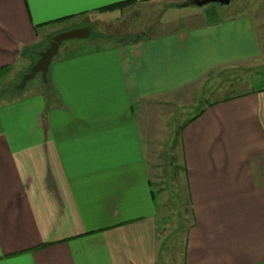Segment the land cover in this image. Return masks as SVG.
<instances>
[{
  "label": "crops",
  "instance_id": "obj_1",
  "mask_svg": "<svg viewBox=\"0 0 264 264\" xmlns=\"http://www.w3.org/2000/svg\"><path fill=\"white\" fill-rule=\"evenodd\" d=\"M124 1L0 0V72L28 73L49 39L89 18L98 28L60 47L47 82L0 105V264L170 263L155 190L165 110L210 73L257 63L261 23L219 10L187 28L103 32L120 9H101ZM133 1L173 3L163 15L195 0ZM231 98L178 134L192 223L174 264H264V89Z\"/></svg>",
  "mask_w": 264,
  "mask_h": 264
},
{
  "label": "rangeland",
  "instance_id": "obj_2",
  "mask_svg": "<svg viewBox=\"0 0 264 264\" xmlns=\"http://www.w3.org/2000/svg\"><path fill=\"white\" fill-rule=\"evenodd\" d=\"M191 2L187 1V3H184V6L187 7L181 10L173 9L166 11L163 15L161 13L168 6L172 7L173 3L155 1L141 7L129 5L120 9L119 16L112 18L116 20H113L116 28L101 30L105 33L111 32L112 34V32H115L117 35L124 36L131 33L140 35L139 33L145 31L152 33L169 31L175 29L176 26L179 29L187 28L200 23V21H208L212 18L205 16L206 13L221 10L223 14L219 18L235 16L243 12L254 15L261 23L260 33L264 44V0H231L228 6L210 4L204 7H197ZM198 14L204 15V18L198 17ZM173 18L178 19V21L169 22ZM87 22L91 26L89 28L91 36L96 35L98 28L94 18L87 19ZM160 23L162 24L160 25ZM110 26L113 27L114 24L112 23ZM51 39L47 43L48 47ZM72 42L73 40L64 42L61 46L65 47ZM44 48L45 46L41 47L42 51H38V55L43 52ZM24 68L20 66L14 71L0 72V105L12 101L21 96L24 91L29 92L34 87L44 83L42 75L39 74L23 90L18 91L17 86L23 76L27 74H24ZM261 88H264V53L257 63L228 67L210 73L201 83L195 84L184 93L178 95L177 102L171 103L168 110H165L168 114H165L166 116L164 117L165 121L168 120L166 123L168 124V131L165 136L167 143L165 149L162 148L163 153L159 157L158 170H155L158 178L162 179V184L156 186L155 190L161 189L165 193L164 202L166 203V209L163 211L165 215L163 220L169 222V226L165 230L166 233L170 232L171 234L169 248L165 253V261L170 256L169 264H174V259L176 263L181 262L183 259L186 232L192 223L178 137L182 126L211 102L221 101ZM160 121L162 124V116H160ZM156 160H158V157ZM261 163L263 164L264 162Z\"/></svg>",
  "mask_w": 264,
  "mask_h": 264
},
{
  "label": "water",
  "instance_id": "obj_3",
  "mask_svg": "<svg viewBox=\"0 0 264 264\" xmlns=\"http://www.w3.org/2000/svg\"><path fill=\"white\" fill-rule=\"evenodd\" d=\"M230 3L231 0H195L191 2V4L197 7H204L210 4L228 6ZM90 34L91 32L89 28H79L65 31L54 36L50 40L49 47L40 53V59L37 63L31 68L29 73L23 76L17 89L23 90L27 84L33 81L39 74L42 75L44 82H47L49 68L54 57L58 54L61 45L67 41L88 39Z\"/></svg>",
  "mask_w": 264,
  "mask_h": 264
},
{
  "label": "trees",
  "instance_id": "obj_4",
  "mask_svg": "<svg viewBox=\"0 0 264 264\" xmlns=\"http://www.w3.org/2000/svg\"><path fill=\"white\" fill-rule=\"evenodd\" d=\"M136 1H133V0H131V1H124V2H121V3H118V4H115V5H111V6H109V7H105L104 9H101V11H111V10H117V9H122V8H124V7H126V6H129V5H131V4H134ZM262 89H264V88H261V89H259V90H257V91H261ZM19 91V90H18ZM243 94H240V95H238V96H242ZM230 99H232L231 97L230 98H226V99H224V101H228V100H230ZM213 104H210V105H208V106H212ZM205 111V109H202L198 114H197V118L203 113ZM195 117V118H196ZM195 118H193L192 120H194ZM42 248H44V247H42Z\"/></svg>",
  "mask_w": 264,
  "mask_h": 264
}]
</instances>
